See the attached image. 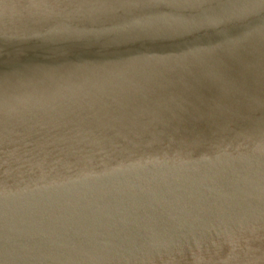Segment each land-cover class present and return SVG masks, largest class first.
Returning a JSON list of instances; mask_svg holds the SVG:
<instances>
[{
	"label": "water",
	"instance_id": "95a60500",
	"mask_svg": "<svg viewBox=\"0 0 264 264\" xmlns=\"http://www.w3.org/2000/svg\"><path fill=\"white\" fill-rule=\"evenodd\" d=\"M0 264H264V0H0Z\"/></svg>",
	"mask_w": 264,
	"mask_h": 264
},
{
	"label": "snow or ice",
	"instance_id": "6c2138e0",
	"mask_svg": "<svg viewBox=\"0 0 264 264\" xmlns=\"http://www.w3.org/2000/svg\"><path fill=\"white\" fill-rule=\"evenodd\" d=\"M142 31H144L147 34H150L152 30L151 29H143ZM122 35L124 36V38H129V36H130L129 33H124ZM145 38H151V36L150 35H145Z\"/></svg>",
	"mask_w": 264,
	"mask_h": 264
}]
</instances>
